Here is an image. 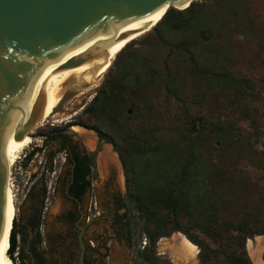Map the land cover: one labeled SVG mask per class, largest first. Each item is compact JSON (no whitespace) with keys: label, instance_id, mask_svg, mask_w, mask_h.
<instances>
[{"label":"trees","instance_id":"obj_1","mask_svg":"<svg viewBox=\"0 0 264 264\" xmlns=\"http://www.w3.org/2000/svg\"><path fill=\"white\" fill-rule=\"evenodd\" d=\"M237 4V0H197L185 9L170 7L151 31L130 41L117 54L105 80L77 118L42 130L43 145L34 147L22 161L27 167L49 145L58 146L45 155V172L28 192L33 198L31 223L37 229L39 246L46 240L41 230L49 197L46 175L56 171V156L65 154V190L82 199L92 186L96 153L82 148L70 133L73 125H81L95 130L100 140L114 144L123 162L131 216L141 222L138 239L132 234L133 264H172L159 254L158 242L175 231L197 245L203 264H251L247 239L264 234L263 213L253 207V212L229 213L240 201L235 191L240 170L224 164L222 154L214 158L207 153L210 148H205L208 135L215 131L216 137L231 138L235 144L234 124L212 122L211 128L205 116L186 112V119L181 118L172 128L173 134H168L157 127L154 107L162 96L184 101L189 79L216 97L224 96L232 106L250 97L264 102L250 78L233 73L227 63L229 49L220 41L231 23L226 17L242 16ZM38 182L42 183L39 192ZM262 204L264 210V200ZM185 218L191 219L190 225L185 224ZM11 230L7 253L14 262L17 219ZM66 230L71 237L73 226L69 224ZM143 235L147 238L144 247ZM72 247L77 264L79 247L73 243ZM48 251L35 245L33 262L25 261L24 251L18 252V258L24 264H57L46 259Z\"/></svg>","mask_w":264,"mask_h":264},{"label":"rangeland","instance_id":"obj_2","mask_svg":"<svg viewBox=\"0 0 264 264\" xmlns=\"http://www.w3.org/2000/svg\"><path fill=\"white\" fill-rule=\"evenodd\" d=\"M237 3L242 16L232 15L234 18L231 16L226 17L227 23H231L225 31V37L220 38V41H225L226 47L229 49L230 57L227 59V63L233 73L240 77L250 78L255 83V92L264 100V0H237ZM108 70L99 79L89 101L84 100L76 105L77 94L65 103L62 111L58 112L63 113L64 117L49 119L33 129L30 132L33 139L32 143L26 147L11 167L10 180L15 190L17 207L14 219H17L18 229V247L14 254L16 257L15 264H24L18 258V252L21 251L26 254V262H33V246L35 245L38 250H42V248L49 249L48 253L45 254L47 260H52L57 264H76V259L71 255L73 250L71 238L61 219L63 212L74 208L64 189L67 177L64 172L68 168V166H63L65 154L60 153L56 156L54 162L56 171L46 175L49 197L41 227L46 240L41 246L36 243L37 229L31 223V218L34 214L32 208L33 198L28 195V192L37 181V178L41 177L43 172H45V155H48L51 151H56L58 146L57 144L49 145L44 153L36 155L27 167L22 166V161L34 147L43 145L44 136L40 134L45 127L67 123L83 112L84 108L95 96V91L105 80ZM185 93L183 96L184 101L162 96L154 102L157 127L164 129L168 134H173L172 128L181 118L186 119V112L194 117L199 114L205 116L211 128L213 127L212 122H221L223 124L227 121L232 122L234 124L232 127V139L236 140L235 144H233L231 138L216 137L215 134L218 133L215 131L214 135H208L205 148H210L207 153L214 155V158H218L222 154L221 161L224 164L230 165L231 169L240 170L237 174V189L235 190L240 194V201L231 208L232 210L229 213L241 214L243 210L253 212L254 210H251V207H253L259 208L264 217V210L262 209L264 200V102L257 97H250L248 100L236 102L237 104L232 106L231 102L224 96L216 97L204 85L192 79L187 81ZM82 105L84 106L80 108ZM70 133L73 140L82 148L86 147L96 153V164L92 175L93 183L80 205L84 213L89 212V207H92L93 213L103 209H106L105 212L107 213V209L115 208L113 198H119L122 203L119 213H127V225L137 240L141 222L138 219L134 220L131 216L130 204L126 197L125 168L114 144L99 140L95 130L81 125H73ZM90 134L92 137H90ZM212 136L216 137L213 141H211ZM102 159L108 165L105 172L101 170L100 161L103 162ZM34 173L37 174L35 178L32 177ZM58 176H60L59 180H57ZM55 185L57 186L56 190L54 189ZM41 188L42 183H36V191L39 192ZM96 204L97 208H95ZM54 206L60 208V211L51 216L49 212ZM184 222L190 225L191 219L185 218ZM105 225L104 221H100L97 231L102 232L105 230ZM95 228L96 226L92 225L88 228V231L93 232ZM196 231L199 232L197 229ZM109 234H112L111 230ZM61 235L64 236V240L61 239ZM182 236L186 237L182 232L175 231L170 237L160 239L158 242L159 254L168 258L172 264H203L199 257L200 249L198 247L197 254L192 261L184 258L178 261L169 245ZM201 236L203 235L201 234ZM144 240H147L145 235L142 237V243ZM258 241L263 243L260 246L261 250H259V253L264 262V234H259L250 236L247 239L246 246L251 264H254L253 249L256 248L254 245ZM108 244L112 254L111 264H122L124 247L119 245L117 240H113ZM125 250L128 251L126 248Z\"/></svg>","mask_w":264,"mask_h":264},{"label":"water","instance_id":"obj_3","mask_svg":"<svg viewBox=\"0 0 264 264\" xmlns=\"http://www.w3.org/2000/svg\"><path fill=\"white\" fill-rule=\"evenodd\" d=\"M194 1L0 0V137L7 147L14 148L27 132L45 122L46 82L51 76L95 61L158 10L185 9ZM90 84L70 82L53 114ZM8 174L11 168L0 159V258L8 214L4 188ZM59 211L54 206L49 213ZM82 235L78 264H85Z\"/></svg>","mask_w":264,"mask_h":264},{"label":"bare ground","instance_id":"obj_4","mask_svg":"<svg viewBox=\"0 0 264 264\" xmlns=\"http://www.w3.org/2000/svg\"><path fill=\"white\" fill-rule=\"evenodd\" d=\"M165 12H166V8L158 10L157 13L151 19H149L146 23L138 27L136 30L130 32L128 36H124L118 41H116L95 61L81 66L64 68L55 75L51 76L46 82L47 96H46L45 107L43 108L44 111L43 120L47 121L49 119H57L60 117H64L63 113L53 114V110L58 105L62 93L69 87L68 84H70V82L72 81L74 82L75 85L80 84L83 81L91 83L90 87L82 90L78 94L75 104L76 105L78 103L80 104L84 100L89 101L92 95L90 97H88V95L94 92L99 82V79L104 74V72L108 70L110 63L114 60L117 54L130 41L137 39L143 34L152 30L157 25V23L162 19ZM108 54L110 55L109 58H108ZM90 137H92L91 134ZM88 139L90 140V138ZM32 141L33 139L30 135V132H27L23 140L20 142V144H18L12 149H9L6 145L5 139L3 137H0L1 163L5 161L8 164L9 168H11L15 164L17 159L20 157V154L26 149V147L29 146V144L32 143ZM102 161L103 162L100 161L101 170L105 172L108 168V165L104 159H102ZM4 188H5L7 205H8V214H7L4 237L2 241V249H1L2 257L0 258V264H15V262H13L8 257V253H7L10 244L11 228L13 227V221L17 212L16 194L13 184L11 183L10 180V174L6 176V184ZM262 244H263L262 241H258L254 245L256 246V248L253 249L254 264H264L263 260L261 259V254L259 253V250H261L260 246ZM169 246L172 249L175 256L179 257V259L184 258L185 260L188 261H192L198 251L197 246L184 236L175 240Z\"/></svg>","mask_w":264,"mask_h":264},{"label":"flooded vegetation","instance_id":"obj_5","mask_svg":"<svg viewBox=\"0 0 264 264\" xmlns=\"http://www.w3.org/2000/svg\"><path fill=\"white\" fill-rule=\"evenodd\" d=\"M87 192H85L82 199H80L71 195L66 189V193L72 201L74 208L66 210L61 216L65 227L69 224L73 226V234L70 238L73 244H77L79 250V238L83 232L82 239L86 249L85 264H111L112 254L108 243L113 240H117L119 245L124 247V251L122 253V264H133L134 246L132 232L127 225V213H119V209L122 207L120 199L117 197L113 198L115 208L107 209V213L105 212L106 209H103L102 211L98 210L93 213L92 207L88 208L89 212L84 213L80 205L82 204ZM97 207L98 206L96 204L95 208ZM100 221H104V223H106L105 230L102 232L97 231V226ZM92 225H95L96 228L93 232H89L88 228ZM110 230L112 231V234H109ZM125 248L128 251H126ZM176 258L178 261L181 260L177 256ZM78 260L79 254L77 257V264Z\"/></svg>","mask_w":264,"mask_h":264},{"label":"built area","instance_id":"obj_6","mask_svg":"<svg viewBox=\"0 0 264 264\" xmlns=\"http://www.w3.org/2000/svg\"><path fill=\"white\" fill-rule=\"evenodd\" d=\"M146 243H147V240H144L143 244H142V247H144L146 245Z\"/></svg>","mask_w":264,"mask_h":264}]
</instances>
